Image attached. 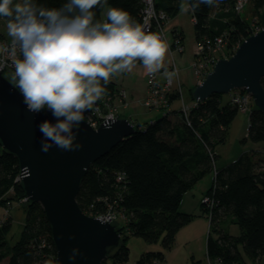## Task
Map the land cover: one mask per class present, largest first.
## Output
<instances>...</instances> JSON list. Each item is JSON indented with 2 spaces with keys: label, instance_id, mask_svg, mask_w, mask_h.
I'll use <instances>...</instances> for the list:
<instances>
[{
  "label": "trees",
  "instance_id": "1",
  "mask_svg": "<svg viewBox=\"0 0 264 264\" xmlns=\"http://www.w3.org/2000/svg\"><path fill=\"white\" fill-rule=\"evenodd\" d=\"M181 1L153 0L156 14L164 15L159 24L178 12ZM185 1L188 5L197 3V0ZM237 1L221 0L218 7L200 4L195 12H190L196 44L202 45L206 53L217 48L212 53L215 59L230 57L251 30L256 26L264 28V0H246L262 15L259 23L255 21L251 25L238 16ZM67 2L33 0L48 9H59ZM108 7L128 12L141 25L142 0H107L104 7L93 9L94 22L107 18L101 12ZM158 22L152 21L147 31L157 33ZM173 34L182 42L181 32L173 30ZM209 70L206 68L204 74ZM260 83L264 90V79ZM105 87L102 97L112 98L114 83L109 82ZM231 93L224 104L218 94L202 102L194 101L185 116L174 110L143 125L133 123L135 130L130 136L88 167L76 203L86 215L93 217L113 212L116 220L112 225L120 234L119 245L109 251L102 264H108L107 260L111 264L127 262L128 248L124 241L129 236L140 237L147 243L161 238L162 247L169 249L178 230L194 217L179 209L183 195L210 173L211 184L202 196L208 201L199 204L201 214L208 217L205 251L209 264H244L239 249L250 261L264 264V112L255 109L252 100L247 113V138L261 145L258 147L261 155L256 156V151L244 152L223 167L215 163L218 157L215 147L224 142L229 125L239 111L231 102ZM177 97V93H170L168 102ZM101 99L96 101L100 107ZM171 113L176 116L171 117ZM19 171L17 158L0 145V209L12 205V200L25 197L20 181H16ZM24 214L22 230L10 242L7 236L11 220L2 219L0 212V262L55 264L50 227L42 208L38 203L27 202ZM224 222L236 224L239 235L228 234ZM163 259L160 252H148L141 254L134 264H161Z\"/></svg>",
  "mask_w": 264,
  "mask_h": 264
},
{
  "label": "clouds",
  "instance_id": "2",
  "mask_svg": "<svg viewBox=\"0 0 264 264\" xmlns=\"http://www.w3.org/2000/svg\"><path fill=\"white\" fill-rule=\"evenodd\" d=\"M220 2L197 0L181 9L195 12L200 4L218 7ZM106 4L107 0H68L59 9H48L33 0H0V17L6 19L11 37L10 45H0V54L12 58L15 87L29 112L47 110L55 119L38 125L45 153L53 146L62 151L82 147L74 130L102 98L114 74L131 71L137 60L148 74L164 66L168 44L128 12L108 7L107 18L94 22L93 9ZM74 254L75 250L70 260Z\"/></svg>",
  "mask_w": 264,
  "mask_h": 264
},
{
  "label": "water",
  "instance_id": "3",
  "mask_svg": "<svg viewBox=\"0 0 264 264\" xmlns=\"http://www.w3.org/2000/svg\"><path fill=\"white\" fill-rule=\"evenodd\" d=\"M262 79L264 28L242 39L230 57L218 58L191 95L195 102H202L213 94L243 90L255 109L264 112ZM44 120L55 122L46 113L29 112L19 91L0 73V145L17 158L27 200L43 210L55 264H102L109 251L119 245L120 234L111 223L86 215L78 207L76 196L88 167L130 136L134 125L126 118H115L114 122L105 119L96 128L84 121L78 131L74 130L76 142L82 145L79 150L62 151L53 146L45 153L38 128Z\"/></svg>",
  "mask_w": 264,
  "mask_h": 264
},
{
  "label": "rangeland",
  "instance_id": "4",
  "mask_svg": "<svg viewBox=\"0 0 264 264\" xmlns=\"http://www.w3.org/2000/svg\"><path fill=\"white\" fill-rule=\"evenodd\" d=\"M15 2H17V0H14V3ZM184 3L187 4L185 0L181 1L178 12L166 19L161 26V30L157 32L160 36L163 35V37H161L169 47L165 56L164 66L161 68L165 74H162L161 69H159L155 73L156 80L159 83L170 80L172 86L169 90H173L174 92L172 93H177V99L172 103L168 102V95L170 92L167 93L164 91L163 94L160 93L156 98L157 107L145 106V100L149 96L147 94L148 91L146 86L148 73L143 67L142 62H135V66L131 71L116 73L111 77L109 82L114 83L115 90L112 100L110 99L108 105H106V109L104 110V106L101 105L102 107H100V104L98 106V104L95 103L92 108L93 110L97 106L101 110V113L106 114L108 112H113L115 118L130 119L131 123L138 125H143L146 122L159 119L162 115L170 114V111L174 110L176 113H181L184 116L187 115V110L194 104L191 95L192 89L203 79L201 77L206 74L200 73L198 78L195 74L194 53L196 51V39L191 13L190 11L184 12L181 9V5ZM106 12L107 8L103 9L101 16L104 17ZM237 14L244 22H246V24L249 23L250 25L255 21H258L259 23V20L262 19V15L256 13L252 8V5L247 1ZM6 24L7 22L0 17V40L10 39ZM256 27L258 30L262 29L261 26ZM173 30L181 32L182 42L178 40V36L174 38ZM256 31L257 30H251L248 35H251ZM179 46L182 47L181 50H179ZM208 65L211 69L212 64L210 63ZM173 68L176 69L177 77L173 72ZM116 90H123L124 98L120 96V92H117L116 94ZM233 91L235 90H232L231 92ZM159 98L161 99L159 100ZM229 98L230 93L222 94L221 103L224 104ZM99 103H101V100ZM250 108L251 106H249V109ZM90 111L84 113V121H86L88 116L87 113ZM49 113L51 112L49 111ZM132 113L134 114L131 115ZM175 116L176 114L171 113V117ZM247 120V113L239 110L229 125L226 139L215 147V153L218 156L215 161L217 167H223L231 163L244 152L256 151V156L261 155V153H259L260 149L258 148L261 145L253 143L247 138ZM209 180L210 176L208 174L205 175L198 181V187H195V189L204 192L211 184H209ZM27 202L29 201L25 196L19 200H12V205L10 204L7 208L3 206L0 209L2 214L1 218L5 219L9 217L11 220V229L7 236L10 242H14L22 230L25 218L24 210ZM197 204V199H193L191 193L185 194L181 207L186 208L189 211L186 213H190L194 217L189 223L178 230L174 242L169 249H164L162 247L161 238L155 243H147L140 237L129 236L124 241L128 248V260L125 264H134L141 254L148 252L162 253L164 259L161 264H209L205 251L206 236L208 232V217L206 214H201ZM196 205L198 209L193 213L192 211ZM223 227H225L228 234L232 236L239 235V229L236 224L224 222ZM239 250L242 254L244 264H255L243 255L241 249ZM107 262L108 264H111L110 260H107ZM0 264H6V261L3 260Z\"/></svg>",
  "mask_w": 264,
  "mask_h": 264
},
{
  "label": "built area",
  "instance_id": "5",
  "mask_svg": "<svg viewBox=\"0 0 264 264\" xmlns=\"http://www.w3.org/2000/svg\"><path fill=\"white\" fill-rule=\"evenodd\" d=\"M143 4H144V8L142 11V22H141V26L143 28H145V30H148L150 28L151 22L152 21H157L158 20L162 21L164 18V15L161 12H158V14H156L155 10H154V6H153V0H142ZM246 0H238L235 10L238 12L239 10L242 9L243 5L245 4ZM163 22V21H162ZM159 24V22H158ZM163 24H159L157 26V32L159 30H161V26ZM257 28V27H255ZM254 30H258L254 29ZM256 31V32H257ZM163 37V35H161ZM217 42H219V40H217ZM11 44V37L10 39L7 40H0V45H10ZM179 50L182 49L181 46H179ZM217 48H214L213 50L209 49L207 50V53L204 51V48L202 47V45H198L196 44V51L194 53V57H195V61H194V69H195V74L197 76V78L200 76L201 74H204V71L206 68H208V64H212L211 66H213L214 62L218 59H215L212 56V53L214 52V50ZM203 54H205V56H203ZM17 55L19 56V48L17 46ZM212 68V67H211ZM211 70V69H210ZM173 72L177 77V72L176 69L173 68ZM0 73L1 75L7 79L9 82H11L14 86L15 83L12 80V75L14 74V67L12 66V58L10 56H8L7 53L5 54H0ZM207 73V72H206ZM205 73V74H206ZM13 81V82H12ZM171 81L170 80H166L164 82H158L156 80V75L154 74H148L147 75V79H146V86H147V91H148V97L145 100V106L148 107H157V103H156V98L157 96L161 93L163 94V92H167V93H171L174 92L173 90H169L171 88ZM17 89V88H16ZM18 90V89H17ZM19 91V90H18ZM120 96L122 98H124L123 92L119 93ZM111 99V97L109 96H105L102 97L101 99V105L104 106V110L106 109V105H108L109 100ZM161 98H159L160 100ZM251 97L248 93H246L243 90H235L231 93V102L233 104H235L238 108V110L243 111L244 113H248L249 110V104L251 102ZM186 107V106H185ZM185 110V109H184ZM101 110L99 109V107L96 106V108H94V110L92 109L90 112L87 113V118L86 121L88 122V124L92 127V128H96L100 122H103L105 119H115V114H113V112H108V113H101ZM186 111V110H185ZM41 113H49V111L45 110L42 111ZM16 181H20L19 180V175L16 177ZM208 201L207 198H202L201 202L202 203H206ZM99 218L101 221H106L108 223L113 224L114 221L116 220V215L113 212H108L106 214H102V215H98V216H94ZM153 264H159L158 262H154Z\"/></svg>",
  "mask_w": 264,
  "mask_h": 264
},
{
  "label": "crops",
  "instance_id": "6",
  "mask_svg": "<svg viewBox=\"0 0 264 264\" xmlns=\"http://www.w3.org/2000/svg\"><path fill=\"white\" fill-rule=\"evenodd\" d=\"M166 72V71H165ZM161 73L162 74H165L164 73V71H163V69H161ZM123 91V90H122ZM122 91H119V90H116V94H117V92H122ZM111 100H112V98H111ZM116 108V107H115ZM134 113H132L131 115H133ZM130 122H131V120L130 119H128ZM133 124V123H132ZM209 176H210V182H209V184L211 183V180H212V174L210 173V174H208ZM198 183V182H197ZM197 183L193 186V188L191 189V190H189L188 192H186V193H191V197L193 198V199H197V202H198V206H199V204H200V199H201V197L205 194V192L208 190V188H207V190H205L204 192H202L201 190H196L195 189V187H198L197 186ZM210 186V185H209ZM185 193V194H186ZM185 194L183 195V197H182V200H181V202H180V206H179V209L182 211V212H189L186 208H182L181 207V203L183 202V198H184V196H185ZM197 205H196V207H194V209H193V213H195L196 211H197V209H198V207H197Z\"/></svg>",
  "mask_w": 264,
  "mask_h": 264
},
{
  "label": "bare ground",
  "instance_id": "7",
  "mask_svg": "<svg viewBox=\"0 0 264 264\" xmlns=\"http://www.w3.org/2000/svg\"><path fill=\"white\" fill-rule=\"evenodd\" d=\"M236 90H238V89H236ZM172 93V92H171Z\"/></svg>",
  "mask_w": 264,
  "mask_h": 264
}]
</instances>
